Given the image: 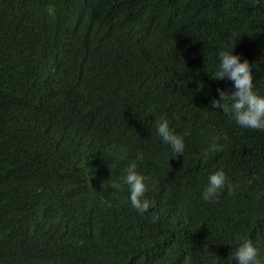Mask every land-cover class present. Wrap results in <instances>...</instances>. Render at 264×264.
Instances as JSON below:
<instances>
[{
  "label": "trees",
  "instance_id": "trees-1",
  "mask_svg": "<svg viewBox=\"0 0 264 264\" xmlns=\"http://www.w3.org/2000/svg\"><path fill=\"white\" fill-rule=\"evenodd\" d=\"M230 44L264 91L259 0H0V264H229L245 238L264 253V132L210 104L234 90L211 75ZM162 118L188 132L181 155ZM134 160L143 214L115 187ZM216 169L231 191L204 201Z\"/></svg>",
  "mask_w": 264,
  "mask_h": 264
},
{
  "label": "clouds",
  "instance_id": "clouds-1",
  "mask_svg": "<svg viewBox=\"0 0 264 264\" xmlns=\"http://www.w3.org/2000/svg\"><path fill=\"white\" fill-rule=\"evenodd\" d=\"M264 5V0H259ZM217 64L214 73L211 75L215 79L226 78L232 82L233 91L217 89L218 98L210 100L214 109H222L228 114L235 125L241 129H253L264 132V91H260L256 83L253 82L252 67L247 59L241 60L238 54L233 53V44L227 48H220L216 52ZM264 63V57L261 58ZM156 134L161 142L168 145L175 155L185 152V137L188 132L179 133L170 127L167 119H161L156 125ZM219 145L213 140L200 153V158L207 160L211 153L219 151ZM118 152H127L125 147L118 146ZM141 154H137L136 159H141ZM126 186L128 200L133 209L138 213H145L149 208V201L145 199V194L149 190L148 178L138 170L136 161H132L123 170L120 183L115 187ZM227 188L231 191L227 175L223 169H216L207 175L206 183L201 192L204 201H214L221 190ZM237 264H264V253L249 238L242 239L234 248L229 257Z\"/></svg>",
  "mask_w": 264,
  "mask_h": 264
}]
</instances>
